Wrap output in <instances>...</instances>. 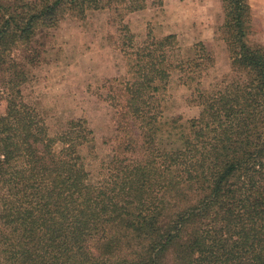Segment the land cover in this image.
<instances>
[{"label":"trees","instance_id":"16d2710c","mask_svg":"<svg viewBox=\"0 0 264 264\" xmlns=\"http://www.w3.org/2000/svg\"><path fill=\"white\" fill-rule=\"evenodd\" d=\"M221 2L230 68L204 87L203 41L184 57L174 33L135 38L125 16L146 0H0V264H264V44L246 40L248 0ZM90 9L108 10L126 64L96 181L79 151L92 129L77 118L50 135L12 55ZM173 70L200 106L185 124L161 118ZM166 128L176 145L161 146Z\"/></svg>","mask_w":264,"mask_h":264},{"label":"rangeland","instance_id":"374dc122","mask_svg":"<svg viewBox=\"0 0 264 264\" xmlns=\"http://www.w3.org/2000/svg\"><path fill=\"white\" fill-rule=\"evenodd\" d=\"M213 3V0H149L143 9L129 12L125 21L138 41L147 32L157 37L174 33L179 53L185 57L195 42L202 41L196 40L197 26L201 24L207 29L213 17L222 16L221 8L218 11ZM262 11L261 14L252 11L246 36L251 44H264ZM115 36L108 10L90 9L82 19L65 16L57 25L39 30L28 44L12 52L27 77L21 84L23 99L40 110L50 135L61 132L71 119L77 118L85 120L92 129L93 140L79 145V151L95 181L103 177V163L117 134V104L112 98L116 88L111 79L124 75L126 70ZM203 42L215 56L214 64L201 81L207 87L227 73L230 65L225 42L217 29L212 39ZM166 91L163 120L176 117L185 124L198 114L200 106L189 100L190 89L179 80L177 70L171 72ZM5 105V99H0V112ZM158 137L161 146L178 143L167 128ZM61 146L59 141L53 145L56 150Z\"/></svg>","mask_w":264,"mask_h":264},{"label":"crops","instance_id":"0c3cea01","mask_svg":"<svg viewBox=\"0 0 264 264\" xmlns=\"http://www.w3.org/2000/svg\"><path fill=\"white\" fill-rule=\"evenodd\" d=\"M147 2L149 0H146ZM214 3H215V6L217 8L218 11L219 8H221L222 10V16L221 17H216L215 18L213 17L209 23H208V26L206 25V28L207 29H204V25H201L199 24V26H197V31H196V34H198V36L196 37V40H202V41H205V40H210L212 39V36L214 34V29L217 28V26L222 22L223 20V9H222V2L221 0H213ZM249 1V4L251 6V11H256V12H260V14L263 12L262 10H264V0H248ZM213 3V5H214ZM220 4V7H218ZM218 16V15H217Z\"/></svg>","mask_w":264,"mask_h":264}]
</instances>
